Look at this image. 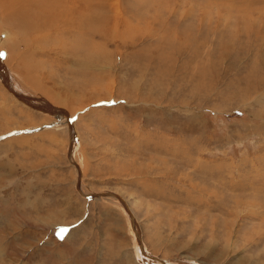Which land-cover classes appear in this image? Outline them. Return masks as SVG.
Instances as JSON below:
<instances>
[{"label": "rangeland", "instance_id": "1", "mask_svg": "<svg viewBox=\"0 0 264 264\" xmlns=\"http://www.w3.org/2000/svg\"><path fill=\"white\" fill-rule=\"evenodd\" d=\"M83 2L95 20L61 30L0 7L11 86L67 112L83 191L123 198L167 263L264 264V0ZM70 144L0 74V264H158L119 201L79 193Z\"/></svg>", "mask_w": 264, "mask_h": 264}, {"label": "bare ground", "instance_id": "2", "mask_svg": "<svg viewBox=\"0 0 264 264\" xmlns=\"http://www.w3.org/2000/svg\"><path fill=\"white\" fill-rule=\"evenodd\" d=\"M23 1L24 0H0V7H2V10H6V21L14 20L16 11H18L19 8H20V11L23 12V15L18 18V23L19 24H21V23L23 24L24 23V19L23 18H24L25 11L22 8ZM30 1H32V4L30 5V7H29L27 12L32 17H37V12H36V10L33 9V4H34L33 0H30ZM38 1L40 3H43V4H49L52 8H54L56 10L59 9L58 13L60 15V17H59L60 19L58 20L59 24L57 25V27L60 30H61V23L64 22V18L67 19L68 22L63 27V29H67V28H73L74 29V28H77V27L83 28L82 26L84 25L85 21L92 22L93 20H95L94 19V17H95V9L92 6L87 5L86 3H84L83 0H38ZM87 27H86V29L88 30L89 28H87ZM25 28H26V30H28L30 32H34V31L38 32L37 26L35 24H30V23L26 24ZM0 74H1L2 80L4 81V85L6 86V88L8 90H10L16 96V98L21 100L24 104L28 105L30 108H32L34 110H37V111H41V112H45V111H50L52 113L56 112L57 114H63V115H65L68 118V120H69V131H70V135H71V144L69 146V150H71V153H72V156H71L70 160H71V163H73L76 166V168L78 169V172H79V180H78V185H77V190L79 191V193L85 198L88 195H93L94 198H92V199H100V198H107L108 199L109 198V199H114L116 201H119L121 203V205L123 206L125 212L129 216V218L131 220V224L133 225V227L135 229L136 240L138 241V244L140 245L141 253L143 255L142 256L140 254L142 256V259L143 258H145L146 260L150 259L151 261L157 262L158 264H171V263L165 262L164 260H162L160 258H156L154 256H151L149 253H147V251L145 250L144 243H143V238L141 236L142 234H141V232H139L138 226H136L137 225V222L135 220L136 218H135V216H134L129 204L123 198H121L119 195H117L115 193H112V194L116 195V197L106 196L105 194H108V193H102V194L101 193H99V194L89 193V194H86L83 191V186H82L83 173L81 171V167L78 164H76L75 160H74L73 152H74V137L75 136H74V132H73V126H72V124L70 122V117L67 114V112L65 110L61 109V108H57L55 106H52L51 104H49L46 101H45L46 102L45 106H43V107L42 106H38L37 107V106H35V104H33L29 100H27V98L25 97V95L21 91L13 88L11 86L12 84L9 81L11 73H9V71L6 70L5 64H3V60H1V58H0ZM30 100H34L35 102L39 103V100H37L34 97H31ZM124 203L127 204V206Z\"/></svg>", "mask_w": 264, "mask_h": 264}, {"label": "water", "instance_id": "3", "mask_svg": "<svg viewBox=\"0 0 264 264\" xmlns=\"http://www.w3.org/2000/svg\"><path fill=\"white\" fill-rule=\"evenodd\" d=\"M68 156H69V159L71 158V156H72V153H71V150H69L68 151ZM106 196H113V197H116V195H114V194H112V193H108V194H105ZM99 196V195H98ZM87 199H92V198H94V196L93 195H88L87 197H86ZM125 204V203H124ZM126 206H127V204H125ZM124 205V206H125ZM132 216V215H131ZM133 218V217H132ZM62 232H64V231H61L60 233H62ZM60 239H63V236L60 238ZM143 248V247H142ZM160 260V259H159Z\"/></svg>", "mask_w": 264, "mask_h": 264}, {"label": "crops", "instance_id": "4", "mask_svg": "<svg viewBox=\"0 0 264 264\" xmlns=\"http://www.w3.org/2000/svg\"><path fill=\"white\" fill-rule=\"evenodd\" d=\"M65 230H66V228H65ZM130 255V254H129ZM128 259H129V261L132 263V262H136V257H135V259H133L132 257H128ZM129 262V263H130ZM137 263V262H136Z\"/></svg>", "mask_w": 264, "mask_h": 264}]
</instances>
